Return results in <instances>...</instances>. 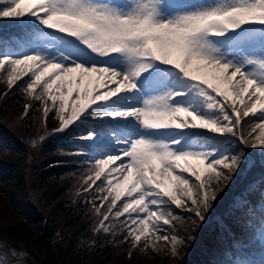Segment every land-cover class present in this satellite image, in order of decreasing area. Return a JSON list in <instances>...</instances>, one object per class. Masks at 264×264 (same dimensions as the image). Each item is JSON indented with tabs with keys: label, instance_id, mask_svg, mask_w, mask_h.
<instances>
[{
	"label": "snow or ice",
	"instance_id": "6c2138e0",
	"mask_svg": "<svg viewBox=\"0 0 264 264\" xmlns=\"http://www.w3.org/2000/svg\"><path fill=\"white\" fill-rule=\"evenodd\" d=\"M31 18L60 37L54 47L44 43L46 33L25 24ZM0 19L18 25V38L0 41V48L42 49L0 55L4 96L19 90L43 106L46 118L54 111L59 125L53 133L64 132L90 106L122 93L130 94V103L139 95L141 103L91 114L131 117L145 130H171L156 137L129 134L117 141L123 147L116 154L76 161L77 182H82L77 194L91 205L93 231L115 235L118 229L132 247L144 238L146 250L157 248L150 241L153 234L170 241L173 254L179 246L190 247L237 175L245 148L260 149L243 175L259 170L260 179L249 190L259 185L264 198V34L242 28L264 26V0H0ZM154 65L164 71L148 72ZM206 69L218 82L203 74ZM30 108L24 105L26 115ZM185 129L235 137L243 147L224 153L188 147L174 131ZM61 155L82 153L62 150ZM173 205L184 215L178 216ZM177 220L187 225V237L169 234ZM0 264H6L3 257Z\"/></svg>",
	"mask_w": 264,
	"mask_h": 264
},
{
	"label": "trees",
	"instance_id": "16d2710c",
	"mask_svg": "<svg viewBox=\"0 0 264 264\" xmlns=\"http://www.w3.org/2000/svg\"><path fill=\"white\" fill-rule=\"evenodd\" d=\"M27 26L36 30L35 25ZM0 27H2L0 41L18 38V25L12 20L0 19ZM19 47L0 48V55L6 52L14 55ZM3 86V81H0V89ZM2 93L0 92V112L5 111V105L10 102L21 107V113L19 120H15V123L9 126L0 119V202L7 211L15 215L4 225L5 227L0 225V238L3 240L11 238L26 243L28 249L39 254L38 258L36 257L38 263L35 261L34 264H128L137 261L141 256L139 253L144 249V238L137 247H132L130 243L125 242L124 235L118 229L115 230V235L93 231L94 222L91 221L89 212L91 205L85 203L86 198L83 195L77 194L81 185L77 182L79 172L76 170L78 167L76 161L92 158L93 153L100 152L103 147L93 141H96L100 134L107 133L104 130L105 125L100 121L101 116L91 114L97 109L87 110L78 122L64 132L49 135L51 128L39 133L42 129L40 123L38 126L31 124L30 120L25 122L30 117L24 118V105L30 104V109H34L40 106V103L32 99L25 101L27 95L19 90L7 98ZM54 117L58 119L52 111L49 117L41 122L46 126ZM201 131L209 132L203 129ZM89 133L93 136L91 140L82 139L88 137ZM20 134L29 135L30 138L24 139ZM41 137L46 138L42 140ZM198 137L205 149L224 148L222 153L239 151L243 147L235 143V137L206 134ZM62 150L79 151L82 155H61ZM244 150L247 156L241 161L233 182L219 195L218 203L206 217L211 219L200 227L199 240L196 239L194 244L185 249L182 246L181 255H184V259L180 264H209V260L213 259H216L218 264H230L231 258H244V253L254 254L261 251L254 239L256 229L264 221V198L261 196L259 185L254 191L243 192L248 183L260 179L258 169L243 175L244 169L248 167V160L254 155L258 156L260 149ZM27 178L32 181V185H36L37 192L41 190L47 196L48 202L57 199L55 204L59 203V209L56 210L58 214L53 212V216L62 214L63 218L51 221L50 232L39 241L35 237V232L39 228L37 223L40 216L33 213V207L40 209L41 206L36 204V207L34 203L25 199L23 192L28 186ZM237 194H241L244 204L233 208L234 197ZM18 197H23L26 203L16 200ZM172 207L178 216L184 215L180 208ZM216 215L221 217L224 225L226 224V232L217 223L220 221L214 218ZM3 221L0 219V223ZM174 225L176 231L173 234L187 237V225L179 220L174 221ZM90 239L93 240V244L86 245L87 242L84 241ZM234 241L242 243V251L234 246ZM147 252L151 257L157 256L153 250Z\"/></svg>",
	"mask_w": 264,
	"mask_h": 264
},
{
	"label": "rangeland",
	"instance_id": "374dc122",
	"mask_svg": "<svg viewBox=\"0 0 264 264\" xmlns=\"http://www.w3.org/2000/svg\"><path fill=\"white\" fill-rule=\"evenodd\" d=\"M115 2H123V0H115ZM179 7V5H177ZM33 18L27 21H31ZM243 30L246 33L252 34L254 36H260L261 34H264V26L261 25H244L242 26ZM46 35L43 37V41L45 44L48 45L49 48L54 47L56 42L60 39L59 36L55 35L51 30L45 31ZM38 46L32 45V48L30 49L29 52L24 51L23 53H18L16 56L19 55H24V54H31L33 52L40 51ZM261 59H264V57H260ZM106 64H109L110 66H116L117 68H122L123 65L119 64L113 60H109L105 57L101 58ZM249 68L253 66H248ZM148 72H157V73H162L164 69L157 67L156 65L153 66V68L148 69ZM203 74L207 76L208 79L212 80L214 83L218 82L214 79V72L211 69H206L203 70ZM75 75V74H73ZM67 79V77H66ZM138 88L143 89V81L138 79L137 80ZM4 85V82H3ZM74 86V85H73ZM221 87L223 88H228V85L221 84ZM0 92H5V85L3 88L0 89ZM130 94H118L117 97L115 98H110L109 101L105 102H97V104L90 106L89 110L97 108L96 112L97 113H107L110 111H118V110H127L132 104L139 105L141 103V99L139 95L133 96L131 103L129 102L128 96ZM31 98L29 96L26 97V100H30ZM4 103V102H3ZM8 104V105H7ZM5 105V111L0 112V119L2 122H4L7 126L12 125L15 123V120H19L20 117V111L21 107L15 106L14 103H7ZM49 108H52V103L49 102ZM27 116L30 117L28 118L25 122H31V124H38L40 123V128H42L39 133L43 132L47 128H51L50 132H52L59 124V119H56L55 117L50 120V123H47L46 126L41 122V120H44L46 117L43 114V106L40 104L37 108L30 109L29 113L26 115L24 118H27ZM103 117L104 123H107V130L111 129L110 134H107L106 136H99L97 139V142L100 141L99 143H102L104 149V153L102 152H96L92 154V159H99V158H105L109 154H116L121 147H123L122 144L117 143V141H123L128 138L129 134L133 135H148V136H163L165 134H170L171 130H165V129H160V130H145L142 128V126L133 118H113L107 115H101ZM79 120V118H78ZM11 127V126H10ZM34 126L32 125V128ZM194 130L197 129H185V130H174L176 133H181L183 135V139L181 140V143L185 146L191 147V141L194 140L195 133ZM24 139H29V135H22L20 134ZM92 137V136H91ZM34 147V146H33ZM27 177V175H26ZM27 189L23 194H25L27 200H29L34 206L36 204L40 205V209H37L33 207V213L34 214H39V221L37 223L38 229L35 232V237L39 240H42L45 236L48 235V232L51 230V221H58L60 219L63 220L62 214L59 216L55 217L53 216L54 214H58L56 210L59 209V203H56L57 199H54L51 202H48L46 200L47 196L43 194L41 190H38L39 192L36 191V185H32V181L27 178ZM249 184L248 183L245 186V190H249ZM81 185V183L79 184ZM127 185H124L122 187H126ZM170 186V185H169ZM23 199V197H18L16 200H20L21 203H26V200ZM123 200L124 197H121ZM23 200V201H22ZM237 204L241 205L242 202L237 198ZM176 208H179L175 205H173ZM37 207V206H36ZM35 208V210H34ZM91 215V221H95L96 217L92 210L89 211ZM183 213V211H182ZM15 215L7 211L4 207V204L0 202V219L4 220L0 225L2 227H5L9 220L14 217ZM210 218V217H209ZM209 218L206 219V222L202 223L200 225L204 226L208 221ZM124 219V218H121ZM211 219V218H210ZM200 227L196 230L198 236L196 239L199 240V235H200ZM108 235L111 233H107ZM170 235L173 233H169ZM152 238V242H154L157 246L156 250L154 251L157 256L151 257L150 254L147 252V250L142 249L141 252L139 253V259L135 262H129L128 264H180V262L184 259V255H181V250L182 246L178 247V250L175 254H173L172 250V244L171 242H165L163 240H156L155 235L150 236ZM260 242L264 245V223L262 227L259 229L258 234L256 236ZM193 242V244L196 242ZM87 242L86 245L93 244V240L89 241H84ZM26 245V246H25ZM183 249L185 247L183 246ZM36 255V256H35ZM39 255V254H38ZM38 255L32 252L30 249H28V246L26 243H21L17 242L14 239H9V240H3L0 238V257H3L6 260V264H34L35 261L38 258ZM147 256V257H145ZM37 257V258H36ZM264 258V250L257 255L256 258ZM252 260V258H249ZM38 263V261H36ZM36 263V264H37ZM234 264H241L238 260L234 261ZM243 264H247L245 261H243Z\"/></svg>",
	"mask_w": 264,
	"mask_h": 264
}]
</instances>
